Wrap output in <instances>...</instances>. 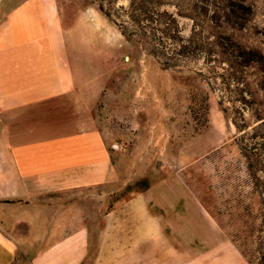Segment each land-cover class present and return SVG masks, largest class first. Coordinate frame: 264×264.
<instances>
[{
	"label": "crops",
	"instance_id": "0c3cea01",
	"mask_svg": "<svg viewBox=\"0 0 264 264\" xmlns=\"http://www.w3.org/2000/svg\"><path fill=\"white\" fill-rule=\"evenodd\" d=\"M95 44L58 0H0V264H196L147 191L89 205L118 181L94 114Z\"/></svg>",
	"mask_w": 264,
	"mask_h": 264
},
{
	"label": "rangeland",
	"instance_id": "374dc122",
	"mask_svg": "<svg viewBox=\"0 0 264 264\" xmlns=\"http://www.w3.org/2000/svg\"><path fill=\"white\" fill-rule=\"evenodd\" d=\"M176 0H165L166 8ZM251 14L237 33L264 53V0H247ZM119 4H126L120 1ZM72 29L96 42L103 85L94 107L118 181L90 192L100 214L116 201L148 192L146 209L160 213L172 242L199 251L196 264H264L263 206L234 143L230 101L224 113L219 92L206 84L201 59L164 68L138 44L126 41L93 0H58ZM183 34L191 21L179 18ZM89 50V49H88ZM261 75L247 70L257 92ZM261 97V92H257ZM246 122L253 117L245 111Z\"/></svg>",
	"mask_w": 264,
	"mask_h": 264
},
{
	"label": "trees",
	"instance_id": "16d2710c",
	"mask_svg": "<svg viewBox=\"0 0 264 264\" xmlns=\"http://www.w3.org/2000/svg\"><path fill=\"white\" fill-rule=\"evenodd\" d=\"M126 1V4H119ZM98 10L126 41L138 44L164 68L201 59L207 67L206 84L219 92L218 104L236 129L234 143L245 161L252 187L263 206L260 232L264 233V53L238 38L251 14L247 0H176L174 10L165 0H93ZM179 18L191 21L187 36ZM256 68L261 79L257 92L247 82V70ZM253 117L246 122L245 111ZM264 262V254L261 257Z\"/></svg>",
	"mask_w": 264,
	"mask_h": 264
}]
</instances>
